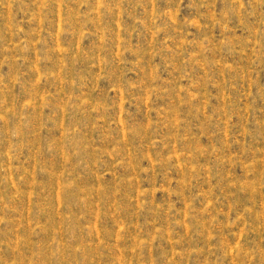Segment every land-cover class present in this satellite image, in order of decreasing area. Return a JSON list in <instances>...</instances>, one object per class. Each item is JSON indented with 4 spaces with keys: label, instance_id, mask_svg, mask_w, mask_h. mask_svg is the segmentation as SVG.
<instances>
[{
    "label": "rangeland",
    "instance_id": "rangeland-1",
    "mask_svg": "<svg viewBox=\"0 0 264 264\" xmlns=\"http://www.w3.org/2000/svg\"><path fill=\"white\" fill-rule=\"evenodd\" d=\"M0 264H264V0H0Z\"/></svg>",
    "mask_w": 264,
    "mask_h": 264
}]
</instances>
